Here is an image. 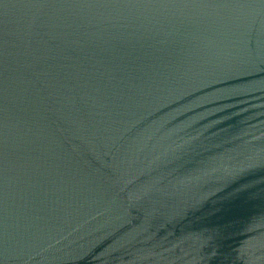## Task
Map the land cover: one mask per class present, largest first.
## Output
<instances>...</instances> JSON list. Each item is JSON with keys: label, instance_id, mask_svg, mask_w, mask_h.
Returning a JSON list of instances; mask_svg holds the SVG:
<instances>
[{"label": "water", "instance_id": "1", "mask_svg": "<svg viewBox=\"0 0 264 264\" xmlns=\"http://www.w3.org/2000/svg\"><path fill=\"white\" fill-rule=\"evenodd\" d=\"M0 264H264V0H0Z\"/></svg>", "mask_w": 264, "mask_h": 264}]
</instances>
